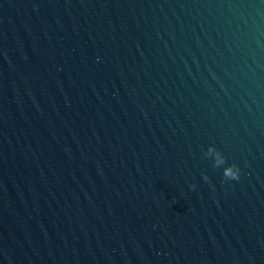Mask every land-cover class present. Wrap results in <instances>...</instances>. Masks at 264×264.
Wrapping results in <instances>:
<instances>
[{
  "label": "water",
  "instance_id": "water-1",
  "mask_svg": "<svg viewBox=\"0 0 264 264\" xmlns=\"http://www.w3.org/2000/svg\"><path fill=\"white\" fill-rule=\"evenodd\" d=\"M0 264H264V0H0Z\"/></svg>",
  "mask_w": 264,
  "mask_h": 264
},
{
  "label": "clouds",
  "instance_id": "clouds-1",
  "mask_svg": "<svg viewBox=\"0 0 264 264\" xmlns=\"http://www.w3.org/2000/svg\"><path fill=\"white\" fill-rule=\"evenodd\" d=\"M239 176V169H233V175L230 176V179H237Z\"/></svg>",
  "mask_w": 264,
  "mask_h": 264
}]
</instances>
